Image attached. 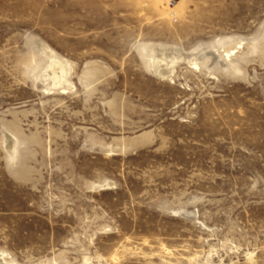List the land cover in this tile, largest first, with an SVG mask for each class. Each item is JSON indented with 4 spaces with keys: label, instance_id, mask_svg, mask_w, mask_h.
<instances>
[{
    "label": "rangeland",
    "instance_id": "obj_1",
    "mask_svg": "<svg viewBox=\"0 0 264 264\" xmlns=\"http://www.w3.org/2000/svg\"><path fill=\"white\" fill-rule=\"evenodd\" d=\"M0 264H264V0H0Z\"/></svg>",
    "mask_w": 264,
    "mask_h": 264
},
{
    "label": "bare ground",
    "instance_id": "obj_2",
    "mask_svg": "<svg viewBox=\"0 0 264 264\" xmlns=\"http://www.w3.org/2000/svg\"><path fill=\"white\" fill-rule=\"evenodd\" d=\"M50 51H51V49H49V53H50ZM51 53H53V51H51ZM43 54H44V52H43ZM55 56L52 54L50 55L49 69H51L53 72L52 77L54 79V82H57V84H58V82H60L61 79L64 77L65 67H64L63 63L60 60H58Z\"/></svg>",
    "mask_w": 264,
    "mask_h": 264
}]
</instances>
